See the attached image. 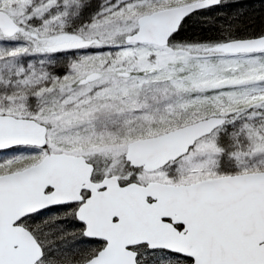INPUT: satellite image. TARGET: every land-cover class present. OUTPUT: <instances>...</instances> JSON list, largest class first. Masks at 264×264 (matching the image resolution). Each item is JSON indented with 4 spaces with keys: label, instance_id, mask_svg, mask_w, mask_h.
Instances as JSON below:
<instances>
[{
    "label": "snow or ice",
    "instance_id": "6c2138e0",
    "mask_svg": "<svg viewBox=\"0 0 264 264\" xmlns=\"http://www.w3.org/2000/svg\"><path fill=\"white\" fill-rule=\"evenodd\" d=\"M0 264H264V15L0 0Z\"/></svg>",
    "mask_w": 264,
    "mask_h": 264
},
{
    "label": "trees",
    "instance_id": "16d2710c",
    "mask_svg": "<svg viewBox=\"0 0 264 264\" xmlns=\"http://www.w3.org/2000/svg\"><path fill=\"white\" fill-rule=\"evenodd\" d=\"M254 0H240V6L244 8L247 14L257 15V20H259L260 15H264V2L260 4H253Z\"/></svg>",
    "mask_w": 264,
    "mask_h": 264
},
{
    "label": "rangeland",
    "instance_id": "374dc122",
    "mask_svg": "<svg viewBox=\"0 0 264 264\" xmlns=\"http://www.w3.org/2000/svg\"><path fill=\"white\" fill-rule=\"evenodd\" d=\"M256 2H257L258 4H260L261 2H264V0H254V1H253V4H257Z\"/></svg>",
    "mask_w": 264,
    "mask_h": 264
},
{
    "label": "flooded vegetation",
    "instance_id": "af4514ba",
    "mask_svg": "<svg viewBox=\"0 0 264 264\" xmlns=\"http://www.w3.org/2000/svg\"><path fill=\"white\" fill-rule=\"evenodd\" d=\"M71 227V225H69Z\"/></svg>",
    "mask_w": 264,
    "mask_h": 264
}]
</instances>
